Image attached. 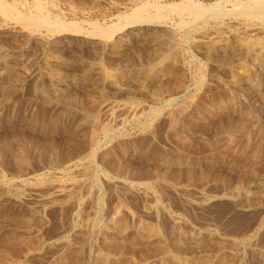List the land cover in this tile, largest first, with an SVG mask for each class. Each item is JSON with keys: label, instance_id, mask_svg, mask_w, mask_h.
<instances>
[{"label": "rangeland", "instance_id": "374dc122", "mask_svg": "<svg viewBox=\"0 0 264 264\" xmlns=\"http://www.w3.org/2000/svg\"><path fill=\"white\" fill-rule=\"evenodd\" d=\"M41 1L84 32L0 13V264H264V10Z\"/></svg>", "mask_w": 264, "mask_h": 264}, {"label": "bare ground", "instance_id": "6f19581e", "mask_svg": "<svg viewBox=\"0 0 264 264\" xmlns=\"http://www.w3.org/2000/svg\"><path fill=\"white\" fill-rule=\"evenodd\" d=\"M147 1V0H146ZM22 2V1H20ZM85 2V1H83ZM226 2H231L232 6H231V10H227L226 6H223L224 3ZM43 2L41 0H35L34 1V8H35V13H33V15H27L25 13H23V11L21 12L20 10H18L12 3L11 4H7L5 2V0H0V13L4 14L6 17H10L11 20H16L19 23L23 24L26 27H31V25H35L38 27H48L50 29L51 24H56L57 26L60 27L61 32L63 30H70L75 32V34H77L78 32H84L79 24L76 23H68V22H64L62 20L56 19L53 22H51L50 20H48V18L45 16L44 14V6L42 4ZM150 4L152 5V3L150 2ZM23 5V4H22ZM50 5V4H49ZM225 5V4H224ZM19 6V5H18ZM168 7L171 10H177L182 14H188V17H191L194 21H200V20H205L206 18H214V19H218L220 16H224V15H228L229 14H234L238 17L239 16H245L248 18H256L263 16V10H264V1L263 0H216L211 4H205L204 2H198L195 0H181L180 2H173V3H169V4H165V5H161V4H155L153 3V6L151 7L150 5H147L145 3H141L138 4L133 11L130 13L129 16H127V18L125 19V22L123 21V23L120 22V25L117 26V29L120 30L121 26H127L130 24H136L137 22H144L147 21V23L149 22H157L160 23L162 22L161 20L164 19L163 15L164 13H161V11L159 10L161 7ZM25 7V6H24ZM166 7V8H167ZM233 7V8H232ZM152 11H148L151 10ZM25 9V8H24ZM173 11V10H172ZM167 15V14H166ZM124 16V15H123ZM187 16V15H186ZM232 16V15H231ZM167 18V17H166ZM165 18V19H166ZM262 18V17H261ZM260 19V18H259ZM257 19V20H259ZM182 20V19H181ZM191 20V19H190ZM220 20V19H218ZM262 20V19H261ZM242 22V21H241ZM186 22L181 21L180 24L184 25ZM189 23V22H188ZM191 23H193L191 21ZM262 23V21H261ZM139 24V23H138ZM165 24V23H164ZM190 24V23H189ZM206 24V23H205ZM216 24V23H215ZM255 24V23H254ZM55 25V26H56ZM219 25V24H218ZM260 25V24H259ZM7 26V25H6ZM56 26V27H57ZM93 31H91L90 35H99L102 36L104 38L109 37L111 34V28L110 26L104 27L99 23H93ZM125 26V27H126ZM257 26V25H256ZM56 27H51L52 28H56ZM116 27V26H115ZM114 27V28H115ZM122 27L121 29L125 28ZM187 27V26H186ZM260 27V26H259ZM1 28V27H0ZM37 28V27H36ZM38 29V28H37ZM43 29V28H42ZM46 29V28H45ZM48 29V30H49ZM59 29V28H58ZM57 30V28H56ZM110 32H107L109 31ZM106 31V32H105ZM49 32V31H48ZM53 32V31H50ZM55 32V31H54ZM101 32H104L103 34H100ZM59 33V32H58ZM52 34V33H51ZM79 34V33H78ZM44 35V34H43ZM46 35V34H45ZM182 36V35H181ZM49 37V36H48ZM216 46V45H215ZM183 47V46H182ZM183 50V49H182ZM179 52V51H178ZM185 52V51H184ZM179 54V53H178ZM100 64V62H99ZM103 65V64H102ZM107 68V67H106ZM104 70V69H103ZM111 70V69H110ZM109 70V71H110ZM108 71V70H107ZM105 70V72H107ZM116 71V70H115ZM114 72V71H113ZM112 72V73H113ZM109 73V72H107ZM115 73V72H114ZM9 75V74H8ZM55 75V74H54ZM56 76V75H55ZM54 76V77H55ZM114 75H111L110 77H112ZM143 76V75H142ZM57 77V76H56ZM114 78V77H113ZM119 78V77H118ZM118 81V80H117ZM106 82V81H105ZM143 84V82H142ZM10 85V84H9ZM112 85V84H111ZM9 89V88H8ZM6 91V90H5ZM9 95V94H8ZM12 95V94H11ZM9 97V96H8ZM165 107V106H163ZM88 113V112H87ZM157 113V112H156ZM95 116V115H94ZM95 118V117H94ZM92 119V118H91ZM90 121V120H89ZM97 125V124H96ZM93 126V125H92ZM101 126V125H100ZM104 126V125H103ZM99 127V126H98ZM101 128V127H100ZM107 128V127H106ZM96 132V131H95ZM94 133V132H93ZM21 134V133H20ZM23 134V133H22ZM14 139V138H13ZM19 139V138H18ZM9 141V140H8ZM12 141V140H11ZM13 145V144H12ZM15 147V146H14ZM25 148V147H24ZM23 148V149H24ZM18 149V148H17ZM16 149V150H17ZM29 150V149H28ZM8 159V158H7ZM5 163V162H4ZM11 164V163H10ZM6 165V163H5ZM4 165V166H5ZM16 165V164H15ZM13 166V165H12ZM49 166V165H48ZM47 166V167H48ZM23 168V167H22ZM18 170V169H17ZM24 170V168H23ZM28 170V169H27ZM25 171V170H24ZM21 173V172H20ZM89 173V172H88ZM17 174V173H16ZM56 178V177H55ZM28 180V179H27ZM45 180V179H44ZM67 180V179H66ZM84 180V179H83ZM82 180L83 183H85ZM51 181V180H50ZM69 181V180H68ZM96 181V180H95ZM94 181V182H95ZM10 182V181H9ZM45 182V181H44ZM59 182V181H58ZM70 182V181H69ZM72 182V181H71ZM76 182V181H75ZM12 183V182H11ZM77 183V182H76ZM99 183V182H98ZM7 184V183H6ZM8 185V184H7ZM88 185V184H87ZM72 186V185H71ZM70 186V187H71ZM80 186V184H79ZM74 187V186H73ZM77 187V186H76ZM83 187V186H82ZM16 188V187H15ZM64 188V187H63ZM6 189V188H5ZM10 189H12L10 187ZM9 189V190H10ZM14 189V188H13ZM75 189V188H74ZM79 190V188H78ZM74 191V190H73ZM80 191V190H79ZM72 192V191H70ZM78 192V191H77ZM75 193V191H74ZM79 196V195H78ZM76 198V197H75ZM74 198V200H75ZM80 199V198H79ZM78 201V200H77ZM98 204V203H97ZM223 209V208H222ZM221 209V210H222ZM93 221V220H92ZM91 221V222H92ZM89 222V223H91ZM95 225V224H94ZM90 226V225H89ZM17 235V234H16ZM3 238V237H2ZM16 238V237H15ZM17 239V238H16ZM7 241V240H6ZM9 248V247H8ZM2 255V254H1ZM2 257V256H1ZM17 260V259H15ZM11 263V262H10ZM15 264V263H14Z\"/></svg>", "mask_w": 264, "mask_h": 264}]
</instances>
